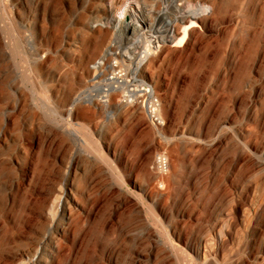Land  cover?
Wrapping results in <instances>:
<instances>
[{
	"label": "rangeland",
	"instance_id": "rangeland-1",
	"mask_svg": "<svg viewBox=\"0 0 264 264\" xmlns=\"http://www.w3.org/2000/svg\"><path fill=\"white\" fill-rule=\"evenodd\" d=\"M175 1L201 15L189 39L145 26L121 47L111 17L160 26L170 1L0 0V264H264V0L239 19L234 0Z\"/></svg>",
	"mask_w": 264,
	"mask_h": 264
},
{
	"label": "bare ground",
	"instance_id": "bare-ground-1",
	"mask_svg": "<svg viewBox=\"0 0 264 264\" xmlns=\"http://www.w3.org/2000/svg\"><path fill=\"white\" fill-rule=\"evenodd\" d=\"M169 1H170L169 4H171L170 8L168 7L169 10L166 9V11L163 10V12H161L162 9L159 10L160 12L158 13V20L160 21V23L163 22V24H161L160 26L159 25L158 26L154 25V22H148L146 20V18L142 19L143 16L141 17V20H140L141 24L137 23L135 21V18L133 16L134 13H132L131 8L127 10V13H126L127 14V19L126 18L125 19H121L120 17H118L116 15L111 17L110 22L112 24H117V28H118V25H119V29H120V31H119L120 32V37H119V42L120 43L119 44H121V47H124L126 43L131 41L133 35L136 33V31H138L137 29H139V28L142 29V27H145V26L149 27V29L143 30L144 35H146L145 38L148 37L149 35H151L153 38L152 39L148 38L149 40H151V42L152 41L153 42H158L159 40L161 42V39H162L163 42H165L166 40H169L167 38L170 37L171 41H173V43L175 45V44H182V43H184V41L189 39V37H190V35H191L192 31H193V26L197 25V22L200 20L201 15L200 14L198 15L195 12H190V13L183 12L186 9L181 11L182 9H180V6L177 7L178 5L176 4L175 0H169ZM243 2H244V0H234L233 14H234V16L237 19H239L241 17V15H242ZM123 6L120 7V11H118L121 14L123 12H126V8H125V6L124 7ZM177 9L178 10L180 9V10L177 12L176 11ZM140 11H141V9H140ZM149 13H148V15H149ZM146 14H147V12H146ZM169 15L173 16V18L171 20H166V18ZM177 20L181 23L180 26H177V24H178ZM159 21H158V23H159ZM117 28H116V30H117ZM138 35H139V33H138ZM148 39H147V41H148ZM161 44H162V42H161ZM141 45H139V43H136V46L135 45H133V46H135V47L140 49ZM125 48H127V47H125ZM116 50L118 51V53H121L122 55L127 56L130 62L132 61V59L135 56H137L135 54L137 51L131 49L130 47H129L128 50H132L131 52L130 51L127 52L126 50L125 51H121V49L120 50L116 49ZM140 52L141 53L145 52L146 54H150V53H152V48L146 46L142 50H140ZM137 58H135V59H137ZM134 62H135V60H134ZM132 64H136V63H132ZM61 206H62V193H61V191L60 192H55L52 195V197L50 198L48 206H47V208H46V210L44 212L45 218H46V221H47L46 223H47L49 229L54 223V220H55V217H56V213H57V209L59 207H61ZM64 213H66L65 209H64ZM48 227H47V229H48ZM45 236H46V234H45Z\"/></svg>",
	"mask_w": 264,
	"mask_h": 264
},
{
	"label": "built area",
	"instance_id": "built-area-1",
	"mask_svg": "<svg viewBox=\"0 0 264 264\" xmlns=\"http://www.w3.org/2000/svg\"><path fill=\"white\" fill-rule=\"evenodd\" d=\"M113 66L110 69V78L113 79L115 87L123 88L122 96L125 99H129L132 96L136 99L148 119V121L155 127H160L163 124L161 117V104L159 98L153 93L148 82L141 78H136L139 81L140 89L130 88L131 79H135V75H129L126 66L119 65L118 62H113ZM108 76V77H109ZM154 167L159 173H164L168 168V161L164 151L159 152L154 160Z\"/></svg>",
	"mask_w": 264,
	"mask_h": 264
}]
</instances>
